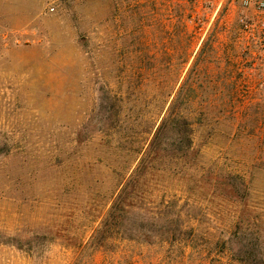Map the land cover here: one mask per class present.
<instances>
[{
  "label": "rangeland",
  "instance_id": "1",
  "mask_svg": "<svg viewBox=\"0 0 264 264\" xmlns=\"http://www.w3.org/2000/svg\"><path fill=\"white\" fill-rule=\"evenodd\" d=\"M0 264H264V0H0Z\"/></svg>",
  "mask_w": 264,
  "mask_h": 264
},
{
  "label": "trees",
  "instance_id": "2",
  "mask_svg": "<svg viewBox=\"0 0 264 264\" xmlns=\"http://www.w3.org/2000/svg\"><path fill=\"white\" fill-rule=\"evenodd\" d=\"M182 88L183 87H180L174 98L171 100L164 116L155 128L146 149L133 170L132 177L121 187L119 194L114 199L113 202L116 203L113 204L108 213V220L113 221L118 218L117 214L120 212V202L128 201L132 182L143 174L155 158L163 156L167 157L170 161H177L192 156L191 123L187 118L182 116L178 110V106L182 103L178 102L181 98ZM225 183L226 185L231 186L230 183ZM107 222V220L104 222L103 227L106 226ZM94 241H98L97 238L94 239Z\"/></svg>",
  "mask_w": 264,
  "mask_h": 264
}]
</instances>
